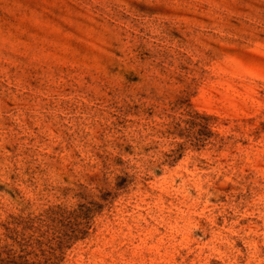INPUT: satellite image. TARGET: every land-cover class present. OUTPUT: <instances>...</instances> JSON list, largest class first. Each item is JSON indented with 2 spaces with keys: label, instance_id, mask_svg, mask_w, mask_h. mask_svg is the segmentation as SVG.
Returning <instances> with one entry per match:
<instances>
[{
  "label": "rangeland",
  "instance_id": "1",
  "mask_svg": "<svg viewBox=\"0 0 264 264\" xmlns=\"http://www.w3.org/2000/svg\"><path fill=\"white\" fill-rule=\"evenodd\" d=\"M0 264H264V0H0Z\"/></svg>",
  "mask_w": 264,
  "mask_h": 264
}]
</instances>
